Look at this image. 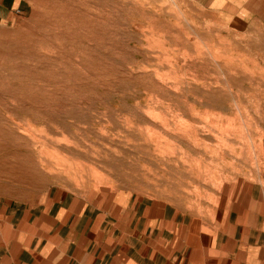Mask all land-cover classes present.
I'll return each instance as SVG.
<instances>
[{"label": "rangeland", "instance_id": "1", "mask_svg": "<svg viewBox=\"0 0 264 264\" xmlns=\"http://www.w3.org/2000/svg\"><path fill=\"white\" fill-rule=\"evenodd\" d=\"M264 187V35L198 0H23L0 26V196Z\"/></svg>", "mask_w": 264, "mask_h": 264}, {"label": "crops", "instance_id": "2", "mask_svg": "<svg viewBox=\"0 0 264 264\" xmlns=\"http://www.w3.org/2000/svg\"><path fill=\"white\" fill-rule=\"evenodd\" d=\"M264 35V0H198ZM23 0H0V26ZM0 264H264V187H240L214 219L132 192L0 196Z\"/></svg>", "mask_w": 264, "mask_h": 264}]
</instances>
